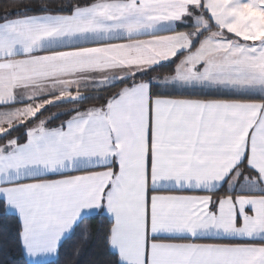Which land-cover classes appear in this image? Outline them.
<instances>
[{
  "label": "snow or ice",
  "instance_id": "snow-or-ice-1",
  "mask_svg": "<svg viewBox=\"0 0 264 264\" xmlns=\"http://www.w3.org/2000/svg\"><path fill=\"white\" fill-rule=\"evenodd\" d=\"M0 264H264V0L5 8Z\"/></svg>",
  "mask_w": 264,
  "mask_h": 264
},
{
  "label": "trees",
  "instance_id": "trees-1",
  "mask_svg": "<svg viewBox=\"0 0 264 264\" xmlns=\"http://www.w3.org/2000/svg\"><path fill=\"white\" fill-rule=\"evenodd\" d=\"M18 2H23V3H28L29 0H0V13H2L5 8L7 7H11L13 5H15ZM158 72L160 73H167L169 71V67H164V68H159L157 69ZM155 74V73H153ZM51 111H55V109H51Z\"/></svg>",
  "mask_w": 264,
  "mask_h": 264
},
{
  "label": "crops",
  "instance_id": "crops-1",
  "mask_svg": "<svg viewBox=\"0 0 264 264\" xmlns=\"http://www.w3.org/2000/svg\"><path fill=\"white\" fill-rule=\"evenodd\" d=\"M153 75H155V74H153Z\"/></svg>",
  "mask_w": 264,
  "mask_h": 264
}]
</instances>
